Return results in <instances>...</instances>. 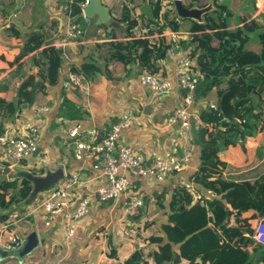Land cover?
I'll return each instance as SVG.
<instances>
[{"label":"crops","instance_id":"crops-1","mask_svg":"<svg viewBox=\"0 0 264 264\" xmlns=\"http://www.w3.org/2000/svg\"><path fill=\"white\" fill-rule=\"evenodd\" d=\"M71 1L0 0V10H3L7 20L5 25L0 24V79L15 69L16 64L9 67V63L15 62L18 56L25 54L23 60L28 56H35V52L30 53L23 48L25 39L33 33H42L45 36V43L60 49L62 54L59 82L46 88L45 93H38L31 104L21 109L18 116L6 119L4 127L9 126L15 134L22 135L31 123H40L38 153L22 160L19 166L15 167L18 171H29L36 176H43L48 171L63 167L67 174L78 171L88 184V188L95 189L98 185L107 186L105 178L92 169L90 161L77 160L72 156L63 144L59 127L78 124L83 132L88 130L101 132L106 128L108 119L116 121L120 115L129 113L140 124L126 128L122 133V140L133 147L134 152L144 155L146 161L150 162L154 150L169 149L178 141L175 127L166 126L164 122L175 107L184 105L183 92L173 75L175 57L171 54L167 53L166 57L155 62V69L162 67L172 83L170 92L163 97L155 96L140 85L139 77L146 70L135 65H119L108 60L111 44L127 39L125 24L119 21L122 7L127 6L133 14L138 15L143 7L148 6L147 0H97L96 12L89 17L78 43H73L66 35L68 22L75 20V17L70 15ZM172 3L176 12L174 0ZM182 3L186 7L191 5V8L207 7L208 10L201 14L202 21L206 13L220 5L227 14L228 30H234L248 22H254L264 30V0H182ZM167 6L168 4L163 10ZM8 27L15 28L19 35H12ZM187 28L188 23L185 22L178 32L181 33L180 37L188 49L187 38L191 35ZM143 31L144 22L133 29L132 33L140 35ZM165 37L169 39L168 36ZM66 40H69L67 44L61 45ZM248 49L258 51L259 45L252 41ZM93 58L98 59L101 68L107 66L114 71L112 78L102 73L86 79L87 91L65 88L63 82L71 72V66L79 67ZM29 72H35L33 66ZM63 89L67 99L81 113L74 119L58 116ZM216 101V91L212 90L204 99L194 101L190 107L194 114L190 131L191 155L181 172L171 174L161 181L129 177L132 181V190L143 192L146 196L145 205L140 211L126 216L122 210V197L101 205L93 203L87 215L77 223L75 236L71 240H65L60 214L55 216L52 225L45 226L43 218L26 214L28 209L26 200L13 204L2 212L10 216H6V222L1 229L7 226L6 231L17 232L20 245L13 250H6L0 242V264H123L137 248L144 250L143 260L138 264H154L153 252L159 251L168 241L164 237L163 242L156 243L150 242L148 238L162 233L160 224L167 220L166 213L173 187L191 181L193 173L199 166L202 133L198 128V115L201 107L215 104ZM38 105H48L49 111L45 114L36 113ZM146 106L151 107L149 114L144 113ZM236 135L235 138L225 137L219 143L218 156L226 164L222 177L227 181L252 183L264 174V115L262 131L246 135L243 139ZM36 169L39 171H34ZM194 187L197 194L206 197L207 200L216 199L209 211L208 226L216 229L224 240L237 241L239 236L234 216L230 217L228 223L222 225L228 213V209L221 203L223 194L206 190L195 183ZM162 190L166 192V198L163 207L158 208L154 192ZM75 191L80 193L78 190ZM43 194H39L38 197ZM250 214L251 212H247L243 216ZM257 220L258 218L252 220L251 225L255 226ZM149 223L151 224L147 225ZM134 226L135 228L139 226L137 231L131 230ZM127 230H130L128 231L130 235L126 234ZM237 230L243 238L242 242L248 238L251 240L245 245V251L252 263L264 264V247L252 239L245 227L239 226ZM3 232L0 231L2 236ZM33 232L37 235L36 241L32 238ZM24 247L26 249H23ZM178 247V244L170 243L165 253L171 257L162 259L160 264H185L181 261L174 262L172 258L178 252Z\"/></svg>","mask_w":264,"mask_h":264},{"label":"trees","instance_id":"trees-1","mask_svg":"<svg viewBox=\"0 0 264 264\" xmlns=\"http://www.w3.org/2000/svg\"><path fill=\"white\" fill-rule=\"evenodd\" d=\"M84 0L70 2V15L79 21L80 4ZM163 10V7L167 5ZM140 14H133L124 6L119 21L125 24L127 39L111 44L108 60L119 65H135L139 69L151 72L155 62L166 57L170 40L165 37L167 29L178 31L183 23H188L187 32L191 35L188 44L191 55L204 74V79L195 89L194 101L204 99L212 90L216 91L217 101L214 107L207 104L201 107L198 115L200 139L199 166L191 181L206 190L223 194L221 203L228 209L223 224L234 216L238 240H224L216 229L209 227V211L216 199L207 200L197 194L186 191L183 184L173 187L168 202L167 220L160 224L161 232L156 237L149 236L150 242L161 243L165 237L168 243L159 251L153 252L154 264L171 257L165 253L170 243L178 244V252L172 257L174 262L185 264H253L245 251V242L237 227H245L251 234L254 226L251 221L264 216V174L254 182L227 181L222 177L225 161L219 156V143L225 137L239 139L254 135L263 130L264 115V30L254 22H248L234 30H228L225 9L220 5L204 15L203 22L190 18L179 19L173 9L172 0H147ZM170 5V6H169ZM191 5H189L190 7ZM6 15L0 10V24L5 25ZM141 21V23H140ZM144 22L145 31L135 35L132 30ZM12 35L18 31L8 27ZM153 34L156 38L151 37ZM217 43L214 44L213 42ZM254 41L258 51L248 49ZM183 42V41H182ZM197 43L195 46L192 43ZM184 43V42H183ZM23 48L35 52L38 56H18L16 64L0 79V135L5 120L18 116L21 109L33 102L38 93L59 82L62 68L61 50L45 43L40 33L29 35ZM33 66L35 72H29ZM71 72L81 74L85 79L105 73L112 78L114 71L107 66L101 68L98 59H90L79 67L71 66ZM62 102L58 116L71 119L79 116L76 108L62 90ZM32 183L25 177H18L0 184V208H9L24 201L32 191ZM156 206L163 207L165 191H155ZM202 200V203L200 202ZM251 212L249 216L243 214ZM151 223L147 224L150 225ZM144 250L137 248L124 260L123 264H138L143 260Z\"/></svg>","mask_w":264,"mask_h":264},{"label":"built area","instance_id":"built-area-1","mask_svg":"<svg viewBox=\"0 0 264 264\" xmlns=\"http://www.w3.org/2000/svg\"><path fill=\"white\" fill-rule=\"evenodd\" d=\"M88 3L89 0H84L80 4V21L68 22L66 35L73 43H78L85 25L89 22V17L84 14ZM180 34L170 29L164 32L170 39L167 53L175 57L173 75L183 92L184 102L183 106L175 107L168 114L164 123L166 126L175 127L178 141L169 149L154 150L152 160L148 162L144 155L134 152L133 147L122 140V133L126 128L140 124L129 113L120 115L116 121L108 119L99 139V132L95 130L83 132L78 124L70 127L62 125L59 132L65 148L75 159L90 161L92 169L105 178L107 186L98 185L95 189H89L78 171L68 174L64 172L63 178L54 187L27 205L26 214L43 218L45 226L52 225L55 216L60 214L64 238L71 240L76 234L77 223L87 215L93 203L101 205L122 197V210L126 216L136 214L144 207L146 196L143 192L132 190L129 177L161 181L183 170L191 155L190 131L194 114L190 107L194 102L195 89L203 81L204 74L197 66L190 49L182 42ZM69 40L61 45H66ZM139 82L157 97L167 95L172 84L162 67L141 73ZM63 83L67 89L87 91L86 79L81 74L70 72ZM210 106L214 107V104ZM48 111V105L36 107V113L45 114ZM40 138L39 122L28 125L22 135L15 134L9 126L4 127L0 135V172L7 173L22 160L34 155L39 149ZM182 184L190 194L197 195L194 182ZM6 227L0 228L1 232L4 231L1 244L6 250H13L20 245V237L15 231H6ZM128 231L130 230L126 234L130 235ZM251 237L259 246L264 247V216L258 218Z\"/></svg>","mask_w":264,"mask_h":264},{"label":"water","instance_id":"water-1","mask_svg":"<svg viewBox=\"0 0 264 264\" xmlns=\"http://www.w3.org/2000/svg\"><path fill=\"white\" fill-rule=\"evenodd\" d=\"M95 2H97V0H90V2L85 6L84 14L87 17H91L93 13L96 12ZM174 4H175V9H176V14L179 19L190 18L197 22H203L201 20V14L208 10L207 7L202 8V9H198L194 7L192 8L186 7L183 5L182 0H174ZM149 109H151V107L146 106L144 109V113L149 114ZM101 135L102 133L99 132L98 139L101 137ZM37 153H38V150L36 151L34 155H36ZM15 169L16 168H13L7 173L0 172V184L3 182H7L11 179L17 178V177H25L29 179L32 183L33 188L30 194L28 195V197L25 199L27 202V205L35 201L39 194L41 193L45 194L49 189L54 187L58 183V181L64 176L63 167L57 168L54 171H48L43 176H36L32 172L18 171ZM32 238L34 239V241L37 240V235L35 232H33ZM23 249H26V247H24ZM21 252L23 253L24 251L21 250Z\"/></svg>","mask_w":264,"mask_h":264},{"label":"rangeland","instance_id":"rangeland-1","mask_svg":"<svg viewBox=\"0 0 264 264\" xmlns=\"http://www.w3.org/2000/svg\"><path fill=\"white\" fill-rule=\"evenodd\" d=\"M187 40H188V42H189V44H191V37L189 36L188 38H187ZM188 42H187V44H188ZM214 44H216V41H214L213 42ZM192 44H195V43H192ZM196 45V44H195ZM194 45V46H195ZM29 70L31 69V67L30 68H28ZM19 166V165H18ZM15 170H17V169H15ZM34 171H39V169H36V170H34ZM15 208V207H14ZM15 209H17V208H15ZM4 210H6V209H2V208H0V228L5 224V222H6V219H7V217H9L10 215H7V214H4V213H2ZM10 214H11V212H10ZM7 216V217H6ZM130 227V226H129ZM138 228H139V226H137ZM137 227L135 228V226L134 227H131V230H135V231H137ZM1 241H3V236L1 235V233H0V242Z\"/></svg>","mask_w":264,"mask_h":264}]
</instances>
